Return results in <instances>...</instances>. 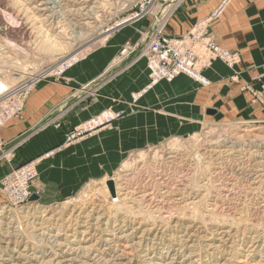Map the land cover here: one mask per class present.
<instances>
[{"label":"rangeland","instance_id":"374dc122","mask_svg":"<svg viewBox=\"0 0 264 264\" xmlns=\"http://www.w3.org/2000/svg\"><path fill=\"white\" fill-rule=\"evenodd\" d=\"M30 1L0 0V84L7 90L0 95V130L22 116L30 92L39 83L61 76L55 71L64 62L75 59L73 69L92 79L97 72L95 52L117 32L140 21L119 23L136 11L140 0ZM159 11L163 15L167 8ZM158 17L149 16V24H157ZM140 39L142 50L145 36ZM54 41L63 42L62 48L53 46ZM95 84L93 80L83 86L82 97L98 94ZM20 85L24 89L18 91ZM260 95L264 107V91ZM116 120L104 127L114 128ZM94 132L63 143L43 179L38 172L41 161L37 162L28 200L17 202L2 184L22 165L13 166L0 179V264H10L8 259L14 264H43L30 222L55 211L66 219L71 233L83 229L90 233L88 244L94 253L103 250L106 238H113V251L106 258L117 252L124 264H151L161 258L169 264H264V116L207 121L196 132L125 154L74 146ZM4 147L0 141V166L11 163L16 153ZM109 181L114 183V194ZM119 235L126 241L118 242ZM96 257L88 255L86 264H106Z\"/></svg>","mask_w":264,"mask_h":264},{"label":"crops","instance_id":"0c3cea01","mask_svg":"<svg viewBox=\"0 0 264 264\" xmlns=\"http://www.w3.org/2000/svg\"><path fill=\"white\" fill-rule=\"evenodd\" d=\"M221 2L181 0L166 26V34L179 37L189 33ZM149 22L147 19L117 32L109 44L95 52L97 72L92 79L81 77L80 71L73 69L75 63L58 78L41 82L30 92L22 116L0 130L4 149L16 150L11 163L1 164L0 179L13 166L61 147L76 126L108 108L123 114L114 128L103 126L74 146L89 152L125 154L196 132L207 121L264 116L260 103L264 91V0H231L210 24L216 42L237 52L240 61L229 67L224 61L215 60L203 71L205 84L180 74L171 82L163 80L148 88L147 59L140 55L143 39L126 57L121 56V51L127 42L132 43L135 34H140L136 28L151 29ZM93 80L98 94L82 97L83 86ZM55 123L60 126L56 128ZM56 156L57 153L39 163L41 179Z\"/></svg>","mask_w":264,"mask_h":264},{"label":"built area","instance_id":"2783aa9c","mask_svg":"<svg viewBox=\"0 0 264 264\" xmlns=\"http://www.w3.org/2000/svg\"><path fill=\"white\" fill-rule=\"evenodd\" d=\"M230 1L231 0H222L219 7L205 20L195 24L189 33L179 37L167 35L165 27L181 0H140L135 5L136 11L126 20L133 19L134 21L140 19L139 22H142L147 20L149 16L153 15L154 19L159 16L158 23H153L150 30L143 32L136 28V31L140 33L142 38L145 36L146 40V44L140 51V55L145 56L147 59V68L150 78L148 88L153 87L163 80L170 81L180 74H186L195 79H199L203 76V71L209 68L215 60H222L231 64V66H235L238 63V53L220 47L209 30L210 24L215 18L219 17L223 7ZM162 8L164 10L167 8V11L163 13V15L159 11ZM124 21L125 20L119 23ZM119 23H117L116 27H119ZM114 28L115 27H113L112 30H114ZM137 46L138 42L134 44L130 41L127 42L121 52V56L126 57L128 54L132 53ZM74 61L75 59H73L72 62L74 63ZM72 62H64L62 64V69L56 70L55 72L57 73H55V75H62L63 71L73 64ZM49 76L50 75L46 76V78ZM202 79H204L202 82L207 83L205 78ZM24 85H20L19 88ZM22 89L24 88H20L18 91ZM5 91L7 90L1 89L0 95H3ZM13 91L16 92V88ZM140 94L141 93L135 94L134 99L137 100ZM122 115L121 112H115L111 109L103 110L96 118L77 126L74 131L67 136L64 146L80 139L81 136L87 132L95 129L97 130L99 127L108 126L107 124ZM54 126L58 128L60 124L55 123ZM57 149L25 162L19 169L7 175L3 179L2 184H4L5 188L8 190L9 196H13L19 203L31 198L33 194L29 191L28 184L29 181L35 179L37 176L35 167L37 162H40L44 157L53 155L57 152Z\"/></svg>","mask_w":264,"mask_h":264},{"label":"bare ground","instance_id":"6f19581e","mask_svg":"<svg viewBox=\"0 0 264 264\" xmlns=\"http://www.w3.org/2000/svg\"><path fill=\"white\" fill-rule=\"evenodd\" d=\"M32 1V0H31ZM30 1V2H31ZM55 3L58 0H54ZM34 2V1H33ZM53 2V1H52ZM64 3V2H63ZM66 3V2H65ZM38 5V4H37ZM44 7V6H43ZM54 7V6H53ZM37 8V7H35ZM40 8V7H39ZM38 8V9H39ZM59 8V7H57ZM56 8V9H57ZM41 9V8H40ZM59 10V9H58ZM72 10V9H71ZM37 11V10H36ZM43 11V10H42ZM53 11V10H52ZM57 17V16H56ZM36 18V17H35ZM46 19V18H45ZM59 19V18H58ZM42 20V19H41ZM44 21V20H43ZM128 21L133 22V19H128L125 20L124 23H127ZM135 21V20H134ZM45 22V21H44ZM131 22H128L127 24H131ZM46 23V22H45ZM40 25V24H39ZM41 26V25H40ZM39 26V27H40ZM67 27V26H66ZM49 30V29H48ZM47 34V33H46ZM55 36V35H54ZM66 36V35H65ZM57 40V39H56ZM60 40V39H59ZM57 40V41H59ZM53 42V46H58L61 47L63 46V42ZM65 41V40H63ZM62 44V45H61ZM219 45V44H218ZM62 48V47H61ZM177 77V76H176ZM194 78V77H192ZM205 76H201V78H197L195 80L198 81H204ZM174 79V78H173ZM172 79V80H173ZM171 80V81H172ZM206 80V78H205ZM204 83V82H202ZM205 84V83H204ZM5 87V86H4ZM0 88L3 90V84H0ZM263 121V120H262ZM261 123V122H260ZM134 158V156H133ZM82 201V200H81ZM101 208V207H100ZM23 210V209H22ZM81 211V210H79ZM78 211V212H79ZM98 211V210H97ZM82 212V211H81ZM96 212V211H94ZM45 213V212H44ZM59 212L55 211L53 214H49V216L46 218V215L43 217L37 216L32 219L30 222L31 228L35 233V240L38 243L37 244L41 249H37L36 253H41V257L39 259L42 261L43 264H86L88 255L92 256H98L96 258L103 260L104 263L109 264H124L121 263V257L116 256V253L114 254L115 257L112 255L109 258H106V253L109 254L112 250L111 244L114 242L113 238H106L104 248L103 250L101 249L96 251V253L93 252V246L89 245L88 242L91 240L89 237L90 233L87 230H82L81 232H70V229H66V219L64 217H58L57 214ZM101 213V212H100ZM89 214V213H88ZM96 216V215H95ZM85 217V216H84ZM123 217V216H122ZM95 218V217H94ZM96 219V218H95ZM74 220V219H73ZM104 220V219H103ZM20 222V221H19ZM70 223V222H69ZM86 223V222H85ZM93 223V222H92ZM97 223V222H96ZM91 224V223H90ZM106 224V223H105ZM115 224V223H114ZM161 224V223H160ZM20 225V224H19ZM85 225V224H84ZM129 225V224H128ZM15 226V225H14ZM88 226V225H87ZM137 226V225H136ZM147 226V225H146ZM68 227V226H67ZM97 227V226H96ZM197 227V226H196ZM87 228V227H86ZM85 228V229H86ZM122 228V227H121ZM134 228V227H133ZM149 228V227H148ZM171 228V227H170ZM181 228V227H180ZM179 228V229H180ZM207 228V227H206ZM129 229V228H128ZM163 229V228H162ZM9 230V229H8ZM135 230V229H134ZM208 230V229H207ZM176 231V230H175ZM202 231V230H201ZM206 231V230H205ZM212 231V230H211ZM234 231V230H233ZM108 232V231H107ZM118 232V231H117ZM116 232V233H117ZM150 232V231H149ZM217 232V231H216ZM203 233V232H202ZM222 233V232H221ZM6 234V233H5ZM25 234V233H24ZM81 234V236H79ZM97 234V233H96ZM126 234V233H125ZM158 234V233H157ZM191 234V233H190ZM212 234V233H211ZM218 234V233H217ZM98 235V234H97ZM109 235V234H108ZM141 235V234H140ZM139 235V236H140ZM155 235V234H154ZM183 235V234H182ZM231 235V234H230ZM15 236V235H13ZM26 236V235H25ZM34 236V235H33ZM179 236V235H178ZM44 237H47L48 240L44 239ZM126 236H121L119 235L117 237L118 242H124ZM147 237V236H145ZM151 237V236H150ZM149 237V238H150ZM153 237V236H152ZM163 237V236H162ZM180 237V236H179ZM211 237V235H210ZM216 237V236H215ZM138 238V237H137ZM173 239V238H172ZM46 240V242H45ZM98 240V239H97ZM140 240V239H139ZM142 240V239H141ZM148 240V239H147ZM146 240V241H147ZM211 240V239H210ZM10 241V240H9ZM126 241V240H125ZM17 242V241H16ZM45 242V243H44ZM92 242V240H91ZM40 243V244H39ZM146 243V242H145ZM9 244V243H8ZM93 244V243H92ZM115 244V243H114ZM126 244V243H125ZM210 245V243H209ZM127 246V245H126ZM140 246V245H139ZM148 246V245H147ZM9 247V246H8ZM18 247V246H17ZM215 247V246H214ZM38 248V247H37ZM119 248V247H118ZM25 249V248H24ZM116 249V247H115ZM131 249V248H129ZM253 249V248H252ZM18 250V249H17ZM247 250V249H246ZM105 251V253L103 252ZM115 251V250H114ZM35 252V251H34ZM129 252V251H128ZM170 252V251H169ZM26 253V252H25ZM35 253V254H36ZM121 253V252H119ZM134 253V252H133ZM147 254V252H145ZM22 254L19 251V257H22ZM200 254V253H199ZM13 255V254H12ZM118 255V253H117ZM143 255V254H141ZM148 255V254H147ZM169 255V254H168ZM189 255V254H188ZM243 255V254H242ZM39 256V255H38ZM128 256V255H126ZM134 257V255H132ZM11 258L13 256L10 255ZM31 257V256H30ZM186 257V256H185ZM145 258V257H144ZM159 258V257H158ZM161 258V256H160ZM169 258V257H168ZM197 258V257H196ZM153 259V258H152ZM195 259V258H194ZM11 261L10 264H14L11 259H8ZM167 258H161L160 261H152L151 264H169L166 262ZM193 260V259H192ZM207 260V259H206ZM242 260V259H241ZM127 261V260H126ZM124 261V262H126ZM142 261V260H141ZM171 261V260H170ZM188 261V260H187ZM191 261V260H190ZM5 262V261H4ZM36 262V261H35ZM45 262V263H44ZM210 262V261H209ZM207 263V264H212V263ZM242 264L245 261H241ZM240 262V263H241ZM17 263V262H16ZM199 263V262H198ZM261 263V262H260ZM89 264V263H88ZM148 264V263H147ZM252 264V263H251ZM254 264V263H253Z\"/></svg>","mask_w":264,"mask_h":264},{"label":"water","instance_id":"95a60500","mask_svg":"<svg viewBox=\"0 0 264 264\" xmlns=\"http://www.w3.org/2000/svg\"><path fill=\"white\" fill-rule=\"evenodd\" d=\"M139 39H140V34H135L133 37L132 43L133 44L136 43ZM209 113H214V112L210 111ZM108 186L110 187L111 192L114 194V183H113V181H109ZM36 198H37V196H35V195L32 197V199H36Z\"/></svg>","mask_w":264,"mask_h":264}]
</instances>
